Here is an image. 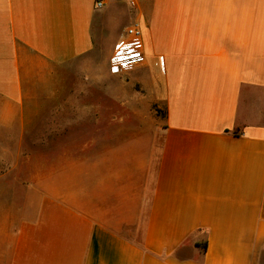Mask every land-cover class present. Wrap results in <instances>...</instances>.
<instances>
[{
	"label": "crops",
	"instance_id": "0c3cea01",
	"mask_svg": "<svg viewBox=\"0 0 264 264\" xmlns=\"http://www.w3.org/2000/svg\"><path fill=\"white\" fill-rule=\"evenodd\" d=\"M133 20L147 64L101 89L161 124L25 146L56 68ZM0 264H264V0H0Z\"/></svg>",
	"mask_w": 264,
	"mask_h": 264
},
{
	"label": "rangeland",
	"instance_id": "374dc122",
	"mask_svg": "<svg viewBox=\"0 0 264 264\" xmlns=\"http://www.w3.org/2000/svg\"><path fill=\"white\" fill-rule=\"evenodd\" d=\"M115 33L116 29L112 30L107 41L97 43L91 53L56 68V79L62 86V101L66 106L63 107L61 118H30L25 128V146H71L77 148V156L81 157L84 150L80 148L85 147L87 142L96 140L101 132L152 130L161 124L162 118L159 119L158 116L162 117L164 111L156 104L150 106V118H119L123 115V108L101 89L102 84L117 85L126 82L127 76L122 78L120 74H112L108 70V57L111 53L109 47L112 46ZM75 88L78 118H70L75 111L73 107H69V94ZM73 98L72 96V102ZM55 131L62 132L60 139L53 137L52 133Z\"/></svg>",
	"mask_w": 264,
	"mask_h": 264
},
{
	"label": "built area",
	"instance_id": "2783aa9c",
	"mask_svg": "<svg viewBox=\"0 0 264 264\" xmlns=\"http://www.w3.org/2000/svg\"><path fill=\"white\" fill-rule=\"evenodd\" d=\"M104 0H95V7L101 8ZM147 64L142 30L139 21L126 24L108 57V70L112 74H122Z\"/></svg>",
	"mask_w": 264,
	"mask_h": 264
}]
</instances>
